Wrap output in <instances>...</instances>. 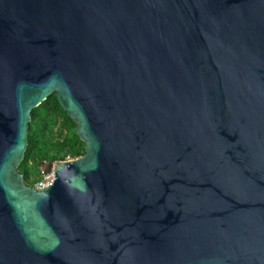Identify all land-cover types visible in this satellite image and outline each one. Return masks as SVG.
<instances>
[{
  "label": "water",
  "instance_id": "1",
  "mask_svg": "<svg viewBox=\"0 0 264 264\" xmlns=\"http://www.w3.org/2000/svg\"><path fill=\"white\" fill-rule=\"evenodd\" d=\"M0 264H264V0H0Z\"/></svg>",
  "mask_w": 264,
  "mask_h": 264
},
{
  "label": "trees",
  "instance_id": "2",
  "mask_svg": "<svg viewBox=\"0 0 264 264\" xmlns=\"http://www.w3.org/2000/svg\"><path fill=\"white\" fill-rule=\"evenodd\" d=\"M32 117L29 148L21 171L27 182L30 180L28 184L35 186L41 180L42 167L66 161L68 157L81 158L86 154V145L77 135L78 125L61 107L56 94L34 110ZM33 172L40 179L33 178Z\"/></svg>",
  "mask_w": 264,
  "mask_h": 264
},
{
  "label": "built area",
  "instance_id": "3",
  "mask_svg": "<svg viewBox=\"0 0 264 264\" xmlns=\"http://www.w3.org/2000/svg\"><path fill=\"white\" fill-rule=\"evenodd\" d=\"M47 169L42 171L41 180L35 185L37 189H46L51 186L55 179V173L53 170V166L47 165Z\"/></svg>",
  "mask_w": 264,
  "mask_h": 264
},
{
  "label": "rangeland",
  "instance_id": "4",
  "mask_svg": "<svg viewBox=\"0 0 264 264\" xmlns=\"http://www.w3.org/2000/svg\"><path fill=\"white\" fill-rule=\"evenodd\" d=\"M51 137H52V135H51ZM53 137L55 138V135H53ZM72 160H76V159H72V158L68 157L66 161H72ZM46 169H47L46 166L41 168L42 171H43V170H46ZM32 177H33V178L40 179V176H39V174H38L37 172H33V173H32ZM28 182H30L29 179H28Z\"/></svg>",
  "mask_w": 264,
  "mask_h": 264
}]
</instances>
